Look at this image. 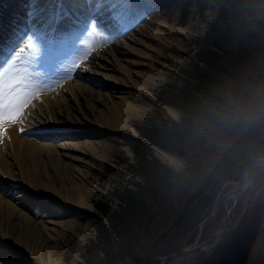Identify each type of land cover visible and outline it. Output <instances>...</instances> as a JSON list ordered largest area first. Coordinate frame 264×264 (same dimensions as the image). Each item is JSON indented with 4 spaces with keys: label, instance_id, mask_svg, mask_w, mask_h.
Instances as JSON below:
<instances>
[{
    "label": "rangeland",
    "instance_id": "1",
    "mask_svg": "<svg viewBox=\"0 0 264 264\" xmlns=\"http://www.w3.org/2000/svg\"><path fill=\"white\" fill-rule=\"evenodd\" d=\"M0 1L4 2L5 0ZM62 1L73 7V9H66L69 10L70 13L68 11L67 13L71 15V19H74L75 15L72 13L76 11L74 9L79 11V7L77 8V6H79L81 2L78 1L77 4H75V2L71 3L69 0ZM85 1V8H89L88 11H90L91 15L80 23H77L76 20L73 21L75 29L72 30V32L69 31L61 35V38L63 39L70 33L71 35L76 33L84 35L89 30L90 26H94L99 34L109 38V42L104 45L102 49H97L95 52H99L101 54L100 56L104 57V59L108 57V61H110V56H107L108 54H106V52H113L115 54L114 58H118L117 61H120L124 71L135 70V73L138 72V77L133 75L131 78L134 82L132 86L121 89L118 92L109 87L107 90H109V92H114L113 96L116 98L112 97L111 100L105 97L104 106L98 108L97 105L93 109V113L89 111L83 98H79L77 100L79 103L78 107L81 106L79 110L74 106H68V115L57 117V122L55 124H57L56 126H58V128L69 126L74 124V122L77 123L76 121L82 124L93 122L99 115L103 118L99 120L100 122L106 120L103 124L112 127L110 128L111 131H107L99 136L89 135L87 137V135H81L80 137H71L70 135L65 136V133L63 135L59 133L61 135L55 137L52 142L54 144L61 142L77 143L78 141L83 143L100 142V145L97 147V154L103 153L109 156V158L103 160V162H97L89 155L86 148L84 150L86 154H80L82 162L79 164L73 163V166L76 167L75 174H79L80 178L84 176V178L75 179V181L78 182L82 180L91 190L90 203L92 208L89 212L80 211L77 213L78 216L69 215L63 217H48L46 213L31 214V208H36L37 212L40 208L45 210V212H50L53 209L51 208L53 205L52 201H55L54 197L59 190L60 179L58 176H54V174L50 173L48 175L50 181L46 180L45 182V179L43 180V182L50 184L44 185V183L41 184L40 181H37L34 185L32 184V186H36L33 188L39 193L46 194L42 195L43 197H49V203L45 204L44 202L46 201H43L33 206L26 192L22 194L21 189H18L15 194H13L14 196L20 194L18 201L21 205L18 207H20L22 213L28 216L33 222L32 224L22 222L19 226L15 227L13 231H21L19 236L24 237L27 235V231L24 228L27 227L32 230L33 233L31 234L36 236L39 242L43 244L47 239L48 233L40 232V224L43 221H49L54 224H49L48 226V229H51L52 232L50 231L51 234L47 241L44 242V246L51 251V257L55 259V262H59V264H81L85 259H92L94 257L91 252L92 245L96 243V225L105 222L102 213L96 209V206L112 205L115 199L110 193L114 187L118 185H130L131 181L140 180L139 177H135L128 170L130 166L135 163L132 146H130L127 141L128 138H137L149 145L152 155L160 163L165 164L174 172L180 174L186 170L187 164L181 171L177 172L168 164V158L161 154V152H164L173 157L183 158L176 151L162 149L148 144L138 135L135 127L141 126L147 119L154 118L157 115V113H155V107L153 106L154 103H157L156 96L160 95L161 98L165 97L162 90L169 89L171 86L175 85V83H179L183 75L181 70L191 67L194 69L193 57L196 52L200 50L198 45L199 41L203 39L218 11L217 0H157L158 6H155L156 0H133V3L127 7L134 8L136 11L134 16H129L125 14L127 8L123 5L120 9L121 12H119L115 10V6L110 4L108 0L102 5V0ZM106 7L109 9L106 10ZM10 10L11 8L9 11ZM14 10V13L25 15L22 17L23 20L27 19L28 14L31 15L36 13L39 14L42 21V13H44L45 18H47L45 20L50 19L51 22L49 20L47 21L50 25L54 23L52 20L54 18H51V16L55 13V8L53 7V3H50L49 6L45 0H22L21 6L16 9L14 8ZM50 14L52 15L50 16ZM13 17H15V15H11L10 12L5 13L3 16V18L11 23V27L17 28V26H14V23H17V21L10 20ZM37 18L36 16L35 22ZM156 18L159 19L162 26H153V22ZM40 23H37V25ZM113 24L120 27L121 31L109 37V32L112 30L111 26ZM54 25H56V23ZM7 28L8 27H6V29ZM3 29L4 28H1L0 33H3ZM9 30L11 29L9 28ZM261 33L264 34L263 27L261 28ZM28 35L29 32L23 30L8 48L5 54H8L9 58H7L11 62H19V65H26V57L31 55V52L28 51ZM240 36L238 38L242 39ZM85 38L86 37H82L74 42L75 44L73 50H71L72 52L67 54L70 57H65L69 59H64L68 64L71 62L70 59L73 53H80L82 41ZM127 38L129 40H127ZM123 41H126V44L128 43L129 48H131L129 49L130 52L129 50L128 52L125 50L128 48L122 46L121 42ZM49 42L52 43L53 41ZM262 45L260 47V44L256 43L253 51H251L252 54L249 53L250 51L247 53H237L236 47L234 51H232L231 58L229 56L226 57L224 69L221 75H219V77L225 78L226 86L224 88H233L235 86L238 88L253 75L264 71V58H262L264 56V44ZM22 48L25 49L23 53L24 58H18V54ZM260 48H262L261 51H259ZM56 50L57 48H54L55 52ZM139 62H144L145 64L143 66H135V69L133 64ZM60 66L62 67V64H60ZM94 71L98 72L96 69H94ZM113 73L114 72L111 71L109 74L118 76V73ZM151 74L158 78L159 82H156L151 89H146L148 87V82L152 80L153 76ZM230 74H234V76ZM88 77L90 80L88 81L85 79L83 81L84 84H89L94 89V92L104 91L102 85L107 84V82L102 76L90 72ZM89 82L94 84H90ZM81 96L83 97V95ZM85 96H87V94ZM126 103H128V105ZM106 106L107 109L105 108ZM160 106L165 113L167 108H175L170 104H160ZM140 107H142L143 110H141L142 108L140 109ZM76 110H78L79 113H77ZM112 117L117 122L125 121L127 128H114L116 123L114 122V124H112L113 119L112 121L110 119ZM28 136L34 139V135ZM62 151L60 153L62 157L64 155L69 157V159H61L62 165L72 164L70 158L73 159L79 155L74 154L72 151ZM200 155L205 156L198 160V163L202 165L196 171L195 176L192 175L188 177L187 181L183 180L180 184L166 183L165 187H163V194H166L165 196L162 195L159 204L156 205V208L152 211V223L146 224L148 230L146 236L148 243H146V245L152 243V245L155 246L153 248H148L147 251H149L151 255L149 256L148 254L144 256L139 264H157L160 259L167 254L191 245L195 241L200 243L207 240L219 226L223 212L220 206V200L217 199V197L233 189L229 184V180L234 178V172L231 166L226 165L223 160L214 164L205 151H200ZM218 164H221L222 169L229 173L222 178L223 181L221 180L219 185V179L216 182V177H214L217 173ZM67 174V177L71 176L68 170ZM210 174L212 176L210 178L212 182H210L208 178ZM204 181H207L209 185L203 184ZM185 187L187 188L184 189ZM215 188L217 189V195L210 204L209 209L198 223L193 224L194 226L191 225V227L190 222L195 220L200 210L198 209V204L205 201L209 192L211 190L215 191ZM215 202L217 203L215 214L209 217L213 212ZM226 205L229 208V230L214 249L206 253L198 254L193 264H264V244H262V250L258 252L254 250L252 253L249 252V248L254 245L253 243L260 241L264 242V220L259 219L256 215V212L260 210L262 206L264 207V203H249L244 199L236 197L234 199H228ZM194 206L198 208H194ZM62 224H72L73 227H64ZM199 224H201V228ZM173 246H176V249L170 252L169 250H171ZM253 247H256V245ZM14 258L17 257L10 256L0 258V264H18L13 261Z\"/></svg>",
    "mask_w": 264,
    "mask_h": 264
},
{
    "label": "bare ground",
    "instance_id": "2",
    "mask_svg": "<svg viewBox=\"0 0 264 264\" xmlns=\"http://www.w3.org/2000/svg\"><path fill=\"white\" fill-rule=\"evenodd\" d=\"M45 1L49 6L50 3H53V7L55 8V13L53 15L50 14V16L52 15L51 18H54L52 19L54 21L53 25H50V23L47 22L48 20L50 21V19L45 20L47 18H45L44 13H42V21L39 17V14L36 13L31 15L28 14L27 19L24 20L22 17L25 15L14 13V8L16 9L20 7L22 0H5L4 2L0 1V30L1 28H4L2 31L3 33H0V75L7 73L9 69L12 71H22L25 69V67H27L28 71L35 74L33 79H38L43 83H54L64 76L69 65L72 64L79 55V53H73L72 58L70 59L71 62L69 61L70 64L65 61L66 59H69L65 57H70L67 54L72 52L71 50H73L75 44L74 42L81 39L82 37H86L85 35L89 30L84 35H79L77 33L71 35L70 33L63 39L61 38V35L69 31L72 32V30L75 29L73 26V21L76 20L77 23H80L84 21L86 17L91 15L90 11H88L89 8H85L86 1L69 0L71 3L75 2V4H77L78 1L81 2V4L77 6V8L79 7V11L74 9L76 11L72 13L75 15L74 19H71V15L69 14L70 12L68 9H66H73V7L67 5L66 2H63L62 0ZM105 1L106 0H102L101 5ZM10 8L11 10L9 11ZM108 9L109 8L106 7V10ZM67 11L69 13H67ZM9 12L11 15H15V17L11 18L10 20L15 22L17 21V23H14V26H17L19 30L17 28L11 27V23L3 18L5 13ZM36 16L38 18L35 22L34 20ZM37 23L40 24L37 25ZM55 23L56 25H54ZM5 26L8 28L6 29ZM153 26H162L158 18H156L153 22ZM9 28L11 30H9ZM23 30H27L29 32L28 39L36 47L37 54L34 56L31 64L26 62V65H19V62H11L8 59V54L5 53L12 45V42L18 37L19 33H22ZM127 40L129 39L127 38ZM49 41H53V44ZM121 44L125 48H128L125 49L127 52L129 49H131L129 48L128 43L126 44V41L121 42ZM54 48H57L56 52L54 51ZM106 54H108L107 56H110V61L107 60L108 57L104 59V57L100 56L101 54L99 52H94L90 59L84 63L83 67L77 70L70 80L65 81L62 87L57 88L53 92H44L40 99L32 101L33 107L27 110L28 115L23 125L26 131L21 133L18 130L19 126L12 127L9 130L10 139L5 141L3 144H0V258L15 256L17 258H14L13 261L17 262L18 264H59V262H55V259L51 257V251L44 246V242L47 241L49 235L52 232L51 229H48V226L49 224H54L50 223L49 221H43L41 224L39 223L40 232L48 233L46 237L47 239L43 242V244L42 242H39V239H37L36 236L31 234L33 233L32 230L27 227L24 228L27 231V235L24 237L19 236L21 231H13V229L19 226V224L22 222L29 224L33 223L28 216L22 213L21 208L18 207L21 205L18 201L20 194L18 196L13 195L18 189H21L22 194H25L24 192L27 193L33 206H36L39 202L43 201H46L44 202L45 204L49 203V197H43L42 195L46 194L39 193L33 188L36 186H32V184L34 185V183H37V181H40L41 184L44 183V185L50 184L45 182L46 180L50 181L48 176L49 173L54 174V176L56 175L59 177L60 184L59 190H56L57 192L54 197L55 201H52L53 205L51 208L53 209L50 212H45V210L40 208L37 212L36 208H31V214L46 213L48 217H63L69 215L78 216V212H89L92 208L90 203L91 190L82 182V180H79L78 182L75 181V179H82L84 176L80 175L82 177L80 178L79 174H75L76 167L73 166V163L79 164L82 162L80 159V154H86L84 152L86 148L89 155H91V157L97 162H103V160L108 159L109 156L103 153H99V155L97 154V147L100 145V142L83 143L78 141L77 143L61 142L58 144H54L52 142L54 141L55 137L61 135L59 133H62V135L65 133V136L70 135L71 137H80L81 135H87L88 137L89 135L99 136L107 131H111V126L103 124V122H106V120L101 122L99 121L102 118L100 115L93 122L86 124L76 121L77 123L74 122V124L62 128H58V126H56L57 124H55L57 122V117L68 115V106H74L79 110L81 107H78L79 103L77 100L79 98H83L87 108H89V111L93 113V109L97 105L98 108L104 106L105 97L109 99L112 97L116 98L113 96L114 92H109V90H107L109 87L115 89V91L118 92L121 89L132 86L134 82L131 78L133 75L138 77V72L135 73V70L124 71L120 61H117L118 58H114L115 54L113 52H106ZM59 63L62 64V67ZM144 64V62H139L133 64V67L135 68V66L140 65L143 66ZM94 69L98 70V72L94 71ZM111 71L116 74L118 73V76L109 74ZM90 72H93L94 74L97 73L106 80L107 84L102 85V88L104 89L103 92H94V89L89 84H84L83 81L85 79L88 81L90 80L88 77ZM150 81L151 82H148V87L146 89H151L156 82H159L158 78L154 76ZM89 83L91 84L92 82ZM86 94L87 96H85ZM81 95H83V97ZM126 104L128 105V103ZM105 108L107 109V106ZM141 108L142 107H140V109ZM78 110H76L77 113H79ZM141 110H143V108ZM110 119L112 121L113 117ZM114 122L116 123V126L113 125L114 128H127L125 121L117 122L113 119L112 124H114ZM28 135H34V139L30 138ZM62 150L66 152L72 151L74 154H79V157L77 156L73 159L70 158L72 161V164L70 165H62V158L69 159L67 155H64L63 157L61 156L60 153ZM161 154L168 158V164L171 166L170 159L173 156L164 152H161ZM156 156L161 159L158 155ZM67 170L70 172V177H67ZM44 179L45 182H43ZM216 205L217 203H215L213 207L214 214ZM62 226L73 227L72 224H62ZM195 257L196 256L194 253L182 254L176 259L170 261L168 264H193V262H195Z\"/></svg>",
    "mask_w": 264,
    "mask_h": 264
},
{
    "label": "trees",
    "instance_id": "3",
    "mask_svg": "<svg viewBox=\"0 0 264 264\" xmlns=\"http://www.w3.org/2000/svg\"><path fill=\"white\" fill-rule=\"evenodd\" d=\"M217 3V15L209 25L203 39L199 41L200 50L193 57L194 69L191 67L181 70L183 75L179 83L162 90L165 97L156 96L157 103L170 104L177 108L185 124L206 99L216 98L219 93L229 89L224 88L225 78L219 77L224 69L226 57L231 58L232 51L236 47L237 53L250 51L249 53L252 54L251 51L256 43L260 44V47L264 44V34L261 33L264 20L253 18L249 0H217ZM239 36L242 39H239ZM230 75L234 76V74ZM157 103L153 104L157 115L147 119L135 129L148 144L176 151L185 159L187 168L180 174L174 172L152 155L149 145L137 138H128L127 141L132 146L135 159L134 165H131L128 170L140 180L131 181L130 185L114 187L110 193L115 199L112 205L96 206L105 222L96 225V243L92 245L91 252L94 257L85 259L81 264H139L144 256L148 254L150 256L151 253L147 250L155 245L152 243L146 245L148 243L146 224L152 223V211L159 204L162 195L166 194H163V187L166 183L180 184L183 180L187 181L188 177L195 176L202 165L198 163V160L205 156L200 155L202 150L196 145L186 143V135L179 131V126L167 117ZM216 172L214 177L216 182L219 179V185L222 178L229 173L222 169L221 164H218ZM211 177L210 174L208 177L210 182H212ZM203 184L209 185L207 181ZM216 195L215 188V191L209 192L205 201L198 204L199 208L194 206L200 210L195 220L190 222V226L198 223ZM256 215L264 220L263 206ZM253 244L256 247L251 246L249 252L252 253L254 250L258 252L263 249V241ZM174 249L176 246L169 251Z\"/></svg>",
    "mask_w": 264,
    "mask_h": 264
},
{
    "label": "clouds",
    "instance_id": "4",
    "mask_svg": "<svg viewBox=\"0 0 264 264\" xmlns=\"http://www.w3.org/2000/svg\"><path fill=\"white\" fill-rule=\"evenodd\" d=\"M249 3L253 18L264 20V0ZM166 115L186 135V143L205 151L214 164L223 160L231 166L229 184L238 189L237 198L264 203V71L206 99L186 124L175 108H167ZM170 164L179 172L186 161L172 157Z\"/></svg>",
    "mask_w": 264,
    "mask_h": 264
},
{
    "label": "snow or ice",
    "instance_id": "5",
    "mask_svg": "<svg viewBox=\"0 0 264 264\" xmlns=\"http://www.w3.org/2000/svg\"><path fill=\"white\" fill-rule=\"evenodd\" d=\"M115 6V10L121 12V6L127 8L125 14L134 16L136 9L127 7L133 3V0H108ZM158 6L157 0L156 5ZM109 37L121 31V28L112 25ZM109 42L108 37H104L97 32L94 26L89 27L86 38L82 41V49L74 62L68 67L64 76L54 83H43L38 79H33L34 73L25 67L22 71H12L0 75V144L9 140V130L12 127L19 126L21 133L25 132L24 122L28 115V109L33 107L32 101L40 99L44 92L55 91L62 87L63 83L70 80L73 74L81 69L91 55L97 49H102ZM28 51L31 55L26 57L27 63L31 64L34 56L37 54L36 47L29 41ZM25 49H20L18 58H24Z\"/></svg>",
    "mask_w": 264,
    "mask_h": 264
},
{
    "label": "water",
    "instance_id": "6",
    "mask_svg": "<svg viewBox=\"0 0 264 264\" xmlns=\"http://www.w3.org/2000/svg\"><path fill=\"white\" fill-rule=\"evenodd\" d=\"M238 189H230L220 197V206L223 212L222 220L220 221L217 229L210 235V237L200 243L196 241L188 246L182 247L181 249L163 256L157 264H168L170 261L176 259L182 254L194 253L197 256L200 253H206L215 248V246L221 241L225 233L229 230V215L227 208V200L233 199L237 196ZM213 216V212L209 217ZM201 228V224H199Z\"/></svg>",
    "mask_w": 264,
    "mask_h": 264
}]
</instances>
